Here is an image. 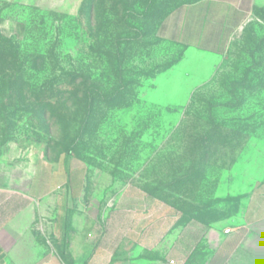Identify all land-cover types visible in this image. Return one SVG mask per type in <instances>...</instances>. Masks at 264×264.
Masks as SVG:
<instances>
[{
    "label": "rangeland",
    "instance_id": "374dc122",
    "mask_svg": "<svg viewBox=\"0 0 264 264\" xmlns=\"http://www.w3.org/2000/svg\"><path fill=\"white\" fill-rule=\"evenodd\" d=\"M198 1L0 0V163L36 154L39 210L71 225L145 197L188 231L225 227L264 184V21L219 53L164 38Z\"/></svg>",
    "mask_w": 264,
    "mask_h": 264
},
{
    "label": "crops",
    "instance_id": "0c3cea01",
    "mask_svg": "<svg viewBox=\"0 0 264 264\" xmlns=\"http://www.w3.org/2000/svg\"><path fill=\"white\" fill-rule=\"evenodd\" d=\"M251 20L264 21V0H201L176 9L161 34L219 53ZM22 151L10 146L0 163V264H264V184L241 201L225 227L188 231L178 226L175 211L154 212L155 204L139 196L124 213L90 210L70 225L73 212H54L52 200L38 209L31 193L37 156L23 159ZM72 186L69 176L67 201L80 195V183Z\"/></svg>",
    "mask_w": 264,
    "mask_h": 264
},
{
    "label": "built area",
    "instance_id": "2783aa9c",
    "mask_svg": "<svg viewBox=\"0 0 264 264\" xmlns=\"http://www.w3.org/2000/svg\"><path fill=\"white\" fill-rule=\"evenodd\" d=\"M228 231H229V230H225V232H228ZM170 263H171V264H173L174 262H173V261H171Z\"/></svg>",
    "mask_w": 264,
    "mask_h": 264
}]
</instances>
